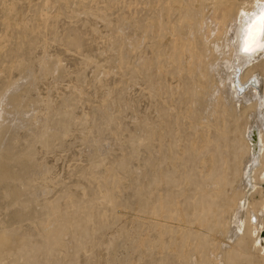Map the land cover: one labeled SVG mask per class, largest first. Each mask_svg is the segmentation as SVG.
<instances>
[{
	"label": "rangeland",
	"instance_id": "374dc122",
	"mask_svg": "<svg viewBox=\"0 0 264 264\" xmlns=\"http://www.w3.org/2000/svg\"><path fill=\"white\" fill-rule=\"evenodd\" d=\"M130 1L0 0V111L17 118L10 153L0 149V235L9 239L0 264H171L158 227L147 226L148 149L130 140L162 102L129 73ZM180 126L190 140L192 120ZM174 155L180 167L195 163L181 147ZM172 176L166 193L153 190L157 212L176 189ZM255 184L246 198L257 203L264 182Z\"/></svg>",
	"mask_w": 264,
	"mask_h": 264
},
{
	"label": "bare ground",
	"instance_id": "6f19581e",
	"mask_svg": "<svg viewBox=\"0 0 264 264\" xmlns=\"http://www.w3.org/2000/svg\"><path fill=\"white\" fill-rule=\"evenodd\" d=\"M262 8L264 0L129 3V73L133 84L144 77L150 98L162 99L155 123L137 125L130 140L148 149L147 204L153 214L147 226L158 227L167 263L264 264V197L257 203L246 198L257 190L256 180L264 182V49L240 50L245 30ZM249 42L264 43V31H254ZM143 43L147 54L141 52ZM166 76L174 84L166 85ZM15 116L11 109L0 111V126L7 127L0 129L6 134L0 149L7 154ZM185 118L193 123L188 141L181 134ZM178 147L195 157L190 169L180 167ZM172 174L176 189L160 199L163 208L157 212L153 190L163 185L166 193ZM186 193L182 201H190H178ZM8 241L0 235V248Z\"/></svg>",
	"mask_w": 264,
	"mask_h": 264
},
{
	"label": "snow or ice",
	"instance_id": "6c2138e0",
	"mask_svg": "<svg viewBox=\"0 0 264 264\" xmlns=\"http://www.w3.org/2000/svg\"><path fill=\"white\" fill-rule=\"evenodd\" d=\"M257 30L264 31V8L261 9L259 16L255 17L245 30L240 49L242 52L251 53L257 48L264 49V43L253 44L249 42V36Z\"/></svg>",
	"mask_w": 264,
	"mask_h": 264
}]
</instances>
